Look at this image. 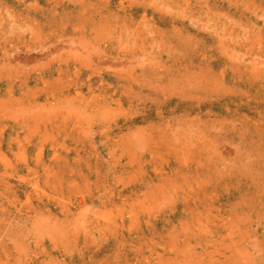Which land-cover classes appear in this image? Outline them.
Wrapping results in <instances>:
<instances>
[{"label": "rangeland", "instance_id": "obj_1", "mask_svg": "<svg viewBox=\"0 0 264 264\" xmlns=\"http://www.w3.org/2000/svg\"><path fill=\"white\" fill-rule=\"evenodd\" d=\"M0 264H264V0H0Z\"/></svg>", "mask_w": 264, "mask_h": 264}, {"label": "bare ground", "instance_id": "obj_2", "mask_svg": "<svg viewBox=\"0 0 264 264\" xmlns=\"http://www.w3.org/2000/svg\"><path fill=\"white\" fill-rule=\"evenodd\" d=\"M107 1V0H106ZM127 6V5H126ZM83 9V8H82ZM126 9V8H125ZM131 9V8H130ZM132 10V9H131ZM138 10H140V9H138ZM87 11V10H86ZM141 11V10H140ZM88 12V11H87ZM134 12V11H133ZM136 12V11H135ZM82 13H83V10H82ZM119 13V12H118ZM137 13V12H136ZM152 13V12H151ZM87 14H89V13H87ZM120 14H123V13H120ZM149 14V13H148ZM90 15V14H89ZM85 17V16H84ZM87 17H88V15H87ZM94 17V16H93ZM134 17H136L137 18V16H134ZM232 17V16H231ZM143 19H144V17H143ZM146 19V18H145ZM134 20V19H133ZM161 20V19H160ZM172 20V19H171ZM86 21V20H85ZM88 21V20H87ZM85 23V22H84ZM173 24V23H172ZM171 24V25H172ZM108 25V24H107ZM137 33V32H136ZM58 47V46H57ZM44 49V48H43ZM47 50V49H46ZM45 50V51H46ZM89 53V52H88ZM44 54V53H43ZM9 66V65H8ZM210 66V65H209ZM16 69V68H15ZM76 72H78V71H76ZM21 153V152H20ZM40 159V158H39ZM21 160V159H20ZM10 161V160H9ZM37 161H39V160H37ZM24 162V161H23ZM30 162V161H29ZM25 163V162H24ZM38 164V163H37ZM47 167H49V166H47ZM46 168V167H45ZM31 170V169H30ZM29 171V170H28ZM45 171H46V169H45ZM50 171V170H49ZM48 171V172H49ZM47 173V172H46Z\"/></svg>", "mask_w": 264, "mask_h": 264}]
</instances>
